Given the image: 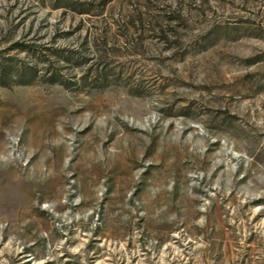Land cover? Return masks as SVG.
Masks as SVG:
<instances>
[{
	"label": "rangeland",
	"instance_id": "1",
	"mask_svg": "<svg viewBox=\"0 0 264 264\" xmlns=\"http://www.w3.org/2000/svg\"><path fill=\"white\" fill-rule=\"evenodd\" d=\"M0 264H264V0H0Z\"/></svg>",
	"mask_w": 264,
	"mask_h": 264
}]
</instances>
